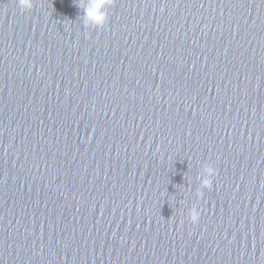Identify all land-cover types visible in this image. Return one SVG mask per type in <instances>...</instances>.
<instances>
[{
  "label": "water",
  "instance_id": "1",
  "mask_svg": "<svg viewBox=\"0 0 264 264\" xmlns=\"http://www.w3.org/2000/svg\"><path fill=\"white\" fill-rule=\"evenodd\" d=\"M99 2L0 0V264H264V0Z\"/></svg>",
  "mask_w": 264,
  "mask_h": 264
},
{
  "label": "clouds",
  "instance_id": "2",
  "mask_svg": "<svg viewBox=\"0 0 264 264\" xmlns=\"http://www.w3.org/2000/svg\"><path fill=\"white\" fill-rule=\"evenodd\" d=\"M18 6L21 11H30L34 7L33 0H18ZM86 16L89 18L91 25H95L96 28L103 26L105 18L103 14L97 15V9L102 7L99 0H92V4L85 5ZM90 26V25H89ZM206 175L202 180V185L206 188H211L212 178L216 175V169L214 166H206L204 169ZM200 213L198 210H191L188 212V218L192 224H196L199 220Z\"/></svg>",
  "mask_w": 264,
  "mask_h": 264
}]
</instances>
